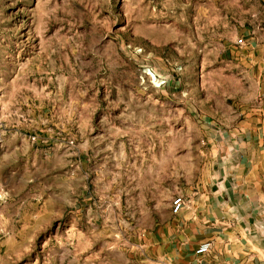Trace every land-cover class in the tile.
<instances>
[{"label":"rangeland","instance_id":"obj_1","mask_svg":"<svg viewBox=\"0 0 264 264\" xmlns=\"http://www.w3.org/2000/svg\"><path fill=\"white\" fill-rule=\"evenodd\" d=\"M254 1L0 0V264H151Z\"/></svg>","mask_w":264,"mask_h":264},{"label":"crops","instance_id":"obj_2","mask_svg":"<svg viewBox=\"0 0 264 264\" xmlns=\"http://www.w3.org/2000/svg\"><path fill=\"white\" fill-rule=\"evenodd\" d=\"M254 2L222 49L227 89L204 94L198 174L176 191L181 209L168 202L147 231L151 264H264V0Z\"/></svg>","mask_w":264,"mask_h":264},{"label":"built area","instance_id":"obj_3","mask_svg":"<svg viewBox=\"0 0 264 264\" xmlns=\"http://www.w3.org/2000/svg\"><path fill=\"white\" fill-rule=\"evenodd\" d=\"M183 200L179 195H175L170 199V211L172 213L178 212L182 207ZM209 247L208 242L200 243L194 250L196 254H203L207 252Z\"/></svg>","mask_w":264,"mask_h":264}]
</instances>
